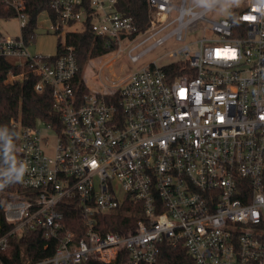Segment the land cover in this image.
<instances>
[{"label": "built area", "instance_id": "built-area-1", "mask_svg": "<svg viewBox=\"0 0 264 264\" xmlns=\"http://www.w3.org/2000/svg\"><path fill=\"white\" fill-rule=\"evenodd\" d=\"M117 1L51 0L56 21L42 12L46 31L82 23L125 48L131 61L175 38L174 60L100 91L84 74L80 90L77 55L65 41L57 55L31 52L26 1L0 0L22 29L19 36L0 31V59L21 67L5 81L38 76L35 90L50 85L62 122L56 128L40 119L56 134L53 144L37 123L12 119L14 165L25 173L17 181L0 152L7 225L0 222V264L9 242L35 229L59 244L37 260L22 244L20 264L111 263L118 256L122 264H156L164 242L182 243L194 264H264V0L233 5L218 19L208 14L226 0H148L149 24L140 32ZM192 33L198 37L188 42ZM68 211L80 218L72 229ZM117 214L136 222L107 229L101 218Z\"/></svg>", "mask_w": 264, "mask_h": 264}, {"label": "trees", "instance_id": "trees-1", "mask_svg": "<svg viewBox=\"0 0 264 264\" xmlns=\"http://www.w3.org/2000/svg\"><path fill=\"white\" fill-rule=\"evenodd\" d=\"M25 1L30 21L23 32L27 38H31L35 37V29L42 12H49L54 21H56V16L50 9L51 0ZM117 8L133 17L138 32L147 28L149 24L148 0H118ZM235 13L236 10L234 11ZM13 16H15V12L11 9H6L5 5L0 2V18H10ZM64 38L66 44L74 47L79 63L77 79L80 81V90H84L86 85L82 77L88 59L109 53L116 48L117 44L107 43L106 39L94 34L89 26L82 30L69 31L65 33ZM62 45V36L59 35L55 55L61 52ZM173 66L175 64L167 68L171 70ZM11 69L19 72L21 67L16 66L11 60L0 59V152L7 166H12L18 156V130L12 124V119H20L23 124L29 126H35L38 119H42L56 128H60L62 125L60 114L54 108V99L50 85H45L42 92H37L35 84L39 80V77L33 74H29L21 82L8 83L5 80ZM14 184V178H11V187H14ZM101 219L107 223V229L118 231H125L123 225H134V222H136V219L120 214L106 215ZM0 222L3 224V229H5L7 225L4 222V211L1 203ZM66 222L72 229L75 228L74 224H79L80 218L76 212L68 211L66 212ZM22 244H24L30 258L37 260L53 255L59 244V238L47 237L41 229L28 230L24 234V238L13 239L9 242L7 249L2 254L5 264L21 263L20 251ZM122 261L123 258L121 256H118V259L111 263L90 258L83 264H122ZM156 264H194V260L182 243L173 245L164 242L161 245L159 262Z\"/></svg>", "mask_w": 264, "mask_h": 264}, {"label": "rangeland", "instance_id": "rangeland-1", "mask_svg": "<svg viewBox=\"0 0 264 264\" xmlns=\"http://www.w3.org/2000/svg\"><path fill=\"white\" fill-rule=\"evenodd\" d=\"M249 0H239V3H235V0H226L217 6L212 12L208 14L211 19H218L223 16L230 14L233 5L245 4ZM39 25L35 29V37L30 45L29 50L33 53H45L55 54L57 51L58 36H62V41L65 40V31H71L72 29L82 30L83 24L77 23L76 26L67 27L61 34L55 33L51 29L46 31L49 20L46 19L44 13L41 14L38 19ZM0 31L3 35L19 36L22 34L20 27V21L17 16L10 18H0ZM198 34H189L187 41L195 40ZM144 44L141 48L146 46ZM178 43L175 38H172L157 46L154 50L146 54L143 58L138 61H131L128 51L125 48L120 49L118 45L116 48L109 53L88 59L83 74L86 82L95 90L102 91L105 87H109L112 84V80L120 81L123 80L129 73L138 70L148 64L155 62L158 65H165L172 60L174 57L169 56V52L172 51ZM124 46V44H123ZM38 127L41 128L43 133L50 135L51 142L56 143V134L44 127L40 119L37 120ZM2 197H6L5 194L0 193V200Z\"/></svg>", "mask_w": 264, "mask_h": 264}, {"label": "clouds", "instance_id": "clouds-1", "mask_svg": "<svg viewBox=\"0 0 264 264\" xmlns=\"http://www.w3.org/2000/svg\"><path fill=\"white\" fill-rule=\"evenodd\" d=\"M235 3H239V0H235ZM10 172L15 173L16 180L20 181L24 178L25 168L23 166L17 168L13 164V166L10 168ZM5 186V184L0 183V189H3Z\"/></svg>", "mask_w": 264, "mask_h": 264}]
</instances>
